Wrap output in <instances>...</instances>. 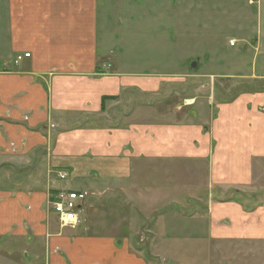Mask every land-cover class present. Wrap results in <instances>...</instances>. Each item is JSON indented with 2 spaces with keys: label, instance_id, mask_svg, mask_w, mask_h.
Returning <instances> with one entry per match:
<instances>
[{
  "label": "crops",
  "instance_id": "obj_1",
  "mask_svg": "<svg viewBox=\"0 0 264 264\" xmlns=\"http://www.w3.org/2000/svg\"><path fill=\"white\" fill-rule=\"evenodd\" d=\"M103 3L0 0V264H149L138 220L152 243L264 242V205L220 200L264 173V54L239 76L257 88L216 99L205 83L164 103L174 80L110 63ZM116 106L127 112L106 124ZM61 187L92 193L79 231L58 230L49 193Z\"/></svg>",
  "mask_w": 264,
  "mask_h": 264
},
{
  "label": "rangeland",
  "instance_id": "obj_2",
  "mask_svg": "<svg viewBox=\"0 0 264 264\" xmlns=\"http://www.w3.org/2000/svg\"><path fill=\"white\" fill-rule=\"evenodd\" d=\"M101 1L104 3L99 15L100 33L104 43L109 44L106 48L110 63L121 65L122 69L145 70L174 80L171 85L178 86L179 94L174 93L164 103L180 107L183 98H188V94L195 92V87L205 83H210L216 91V99L220 96L230 98L244 89L260 85L239 76L240 73H251L257 62L255 56L264 54V43L258 45V38L264 41V1ZM230 40L237 41L235 47L231 48ZM227 59L233 61L225 62ZM193 61L202 66L198 70L190 68ZM204 70L237 75L232 74V78L197 77ZM198 78L203 82H198ZM126 112L122 106H116L112 111L115 121L108 120L106 124L116 123L117 117ZM256 181L252 191L240 192L245 204L251 208L264 205V173L257 174ZM77 186L72 187L77 189ZM88 193L89 196L92 194ZM92 211L87 209L86 213L92 215ZM143 224L141 220L136 221L131 233L136 236L138 247L144 248L142 255L149 264H264L263 241L217 243L173 235L152 243L151 234ZM170 224L178 231L183 229L182 222L177 220ZM67 229L79 231L78 228L60 227L58 230Z\"/></svg>",
  "mask_w": 264,
  "mask_h": 264
},
{
  "label": "built area",
  "instance_id": "obj_3",
  "mask_svg": "<svg viewBox=\"0 0 264 264\" xmlns=\"http://www.w3.org/2000/svg\"><path fill=\"white\" fill-rule=\"evenodd\" d=\"M231 46L236 45V41L230 42ZM25 58H29L30 54H25ZM22 57H18L15 63H18ZM57 179L61 182H68L69 175L66 172H58ZM89 193L87 191H76L69 187H61L50 189L49 203L57 216L59 227L64 228H78L81 223L82 205L85 203Z\"/></svg>",
  "mask_w": 264,
  "mask_h": 264
},
{
  "label": "trees",
  "instance_id": "obj_4",
  "mask_svg": "<svg viewBox=\"0 0 264 264\" xmlns=\"http://www.w3.org/2000/svg\"><path fill=\"white\" fill-rule=\"evenodd\" d=\"M195 70H198L195 69ZM107 99H104V102L106 101ZM221 201H235V202H238L242 205H244L247 209H251L248 205H246L245 203V200L242 199V196L240 195V192L238 191H229L228 193H226L225 195V198L224 199H220Z\"/></svg>",
  "mask_w": 264,
  "mask_h": 264
},
{
  "label": "water",
  "instance_id": "obj_5",
  "mask_svg": "<svg viewBox=\"0 0 264 264\" xmlns=\"http://www.w3.org/2000/svg\"><path fill=\"white\" fill-rule=\"evenodd\" d=\"M190 68H192V69H197V68H198V62H197V61H193V62L190 64Z\"/></svg>",
  "mask_w": 264,
  "mask_h": 264
}]
</instances>
